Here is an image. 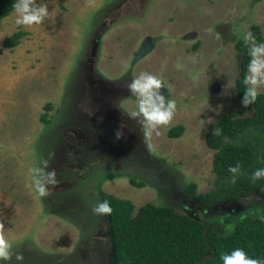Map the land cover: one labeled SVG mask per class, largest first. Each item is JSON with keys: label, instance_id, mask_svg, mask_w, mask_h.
<instances>
[{"label": "rangeland", "instance_id": "374dc122", "mask_svg": "<svg viewBox=\"0 0 264 264\" xmlns=\"http://www.w3.org/2000/svg\"><path fill=\"white\" fill-rule=\"evenodd\" d=\"M37 3L49 9L40 25L18 26L15 11L0 21V222L24 257L0 264H115L109 218L92 211L99 189L132 201L135 213L147 203L174 206L221 220L224 231L245 216L264 217V192L243 207L205 212L182 189L196 183L205 194L215 187L216 151L206 137L221 116L242 107L235 45L254 24L264 35V0ZM19 31L27 33L20 45L6 48ZM140 72L161 76L170 86L161 92L177 104L171 123L150 140L129 118L136 98L126 83ZM178 125L184 135L169 137ZM41 159L58 181L42 198L25 186Z\"/></svg>", "mask_w": 264, "mask_h": 264}, {"label": "trees", "instance_id": "16d2710c", "mask_svg": "<svg viewBox=\"0 0 264 264\" xmlns=\"http://www.w3.org/2000/svg\"><path fill=\"white\" fill-rule=\"evenodd\" d=\"M14 3L15 0H0V21L14 11ZM251 32L258 42H264L261 26L254 24ZM26 35L19 31L7 38L4 46L13 50ZM199 45L198 42L193 48ZM235 46L242 54L240 78L237 79L242 104L243 78L250 56L244 40H239ZM250 109L253 114L244 116ZM46 110H52V105H46ZM43 121L50 123L47 115L43 116ZM214 127L221 130L220 135L213 136ZM185 130L184 125H178L169 131V137L180 138ZM206 142L216 151L213 159L215 187L201 194L196 183L184 184L183 194L189 202L205 212H216L228 207H243L245 201L264 192V178L255 183L250 180L256 169L264 168V93H259L253 105L247 108L242 105L238 112L221 116L209 130ZM237 164L241 165L243 174L232 184L228 168ZM133 184L146 185L135 180ZM99 198L101 202L107 200L113 208L108 218L115 264H223L221 256L237 248L251 258L264 261V217L261 215L237 219L234 230L228 233L223 230L221 220L196 218L174 206L147 203L135 213V205L130 200L114 197L101 189Z\"/></svg>", "mask_w": 264, "mask_h": 264}, {"label": "clouds", "instance_id": "9594fccd", "mask_svg": "<svg viewBox=\"0 0 264 264\" xmlns=\"http://www.w3.org/2000/svg\"><path fill=\"white\" fill-rule=\"evenodd\" d=\"M13 9L16 13L15 23L18 26L33 27L40 25L46 18L49 17V9L46 3H37V0H15ZM245 45L248 47L250 60L247 66V73L243 78L245 91L242 98L243 107L247 108L253 105L259 95V90L264 87V42H258L255 35L248 31L243 35ZM242 55V54H241ZM127 70V65L125 66ZM177 70H182L181 63L176 64ZM168 87L165 85L161 76L148 72H140L130 82L126 83L127 90L136 98V108L129 113V118L137 121L141 125L145 140H150L155 132L161 127L168 126L173 120L177 104L174 99H168L162 92V88ZM208 123H213L211 118ZM221 130L217 127L213 128V136L220 135ZM123 133L120 130L116 132V139L119 140ZM148 149L154 150V145L148 143ZM30 180L26 182V187L34 190L37 197H46L49 194V185L55 186L58 181L55 169L49 170V160L41 159L37 166L29 170ZM228 171L232 174L230 183L235 184L238 177L242 175L241 165L229 166ZM264 178V168L256 169L251 177V182ZM93 213L101 216H110L113 208L107 200L98 202L93 206ZM234 230V225L227 224L225 231L231 233ZM15 257L16 261L24 260L23 254L14 251L13 243L5 234V226L0 222V261L8 262ZM223 264H264L259 258H251L247 253L237 248L231 254L221 256Z\"/></svg>", "mask_w": 264, "mask_h": 264}, {"label": "water", "instance_id": "95a60500", "mask_svg": "<svg viewBox=\"0 0 264 264\" xmlns=\"http://www.w3.org/2000/svg\"><path fill=\"white\" fill-rule=\"evenodd\" d=\"M146 49H147V46H143V48L141 49V52L139 53L137 59H140L142 57V55H144L146 53Z\"/></svg>", "mask_w": 264, "mask_h": 264}]
</instances>
